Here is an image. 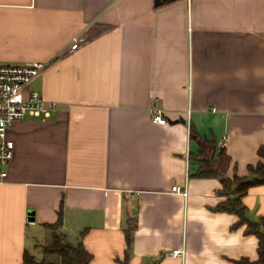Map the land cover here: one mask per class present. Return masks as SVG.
<instances>
[{"label":"crops","instance_id":"1","mask_svg":"<svg viewBox=\"0 0 264 264\" xmlns=\"http://www.w3.org/2000/svg\"><path fill=\"white\" fill-rule=\"evenodd\" d=\"M75 36L85 41L69 51ZM34 61L49 66L31 89L58 106L9 131L0 264L47 259L59 234L83 243L89 264L259 258V237L218 209L220 178L195 175L193 135L230 157V178L264 162V0H0V64ZM243 202L260 221L264 183Z\"/></svg>","mask_w":264,"mask_h":264},{"label":"trees","instance_id":"2","mask_svg":"<svg viewBox=\"0 0 264 264\" xmlns=\"http://www.w3.org/2000/svg\"><path fill=\"white\" fill-rule=\"evenodd\" d=\"M197 139L200 145V161L202 165L196 171L198 177H217L220 178L223 184V189L220 191L222 195L227 196V199L223 201L218 209L220 211H226L238 215L239 220L233 225V229L247 225L246 233L255 234L260 239L259 245V258L255 261H251L249 258L243 257L238 261L239 264H264V232L262 231V225H264V216L260 221H252L247 216V207L243 202V197L248 193L249 189L255 185L264 183V162H259L257 167H250L252 177H238L230 178L227 174V170L230 166L231 159L224 152L217 155V150L213 144L207 139L198 138L197 135H193ZM260 153L264 155V148L260 150ZM63 213L60 211L59 220L55 224L57 228L62 225ZM128 244H131L132 234H127ZM48 252L57 254L59 260L43 259L41 262L30 255L25 254L24 262L26 264H89L92 255L84 247L83 243L73 245L65 241L63 234L56 236V239L52 245L47 247Z\"/></svg>","mask_w":264,"mask_h":264},{"label":"built area","instance_id":"3","mask_svg":"<svg viewBox=\"0 0 264 264\" xmlns=\"http://www.w3.org/2000/svg\"><path fill=\"white\" fill-rule=\"evenodd\" d=\"M85 40L75 36L69 51L78 49ZM49 63L43 61L23 64H0V184L5 183L8 167L15 155V142L10 139L9 131L14 123L28 114L49 116L57 109L58 103L44 98L40 91L32 90V82L41 76ZM154 122L166 123L165 111L161 108L152 112ZM188 169H190L188 167ZM188 195L187 188L176 185L172 189ZM185 248L174 249L172 256L184 258Z\"/></svg>","mask_w":264,"mask_h":264},{"label":"rangeland","instance_id":"4","mask_svg":"<svg viewBox=\"0 0 264 264\" xmlns=\"http://www.w3.org/2000/svg\"><path fill=\"white\" fill-rule=\"evenodd\" d=\"M74 235V234H73ZM37 238H38V240H39V244L41 245V246H43L45 243H47L48 242V240H50L51 241V239H49V237H45V236H43V235H37ZM43 248V247H42ZM42 250V249H41ZM47 259H49V260H58V258H59V256L57 255V254H49L48 253V255H47V257H46Z\"/></svg>","mask_w":264,"mask_h":264},{"label":"water","instance_id":"5","mask_svg":"<svg viewBox=\"0 0 264 264\" xmlns=\"http://www.w3.org/2000/svg\"><path fill=\"white\" fill-rule=\"evenodd\" d=\"M168 1H171V0H168ZM167 2V0H156V5H161L162 3H165ZM175 122H183V123H186L187 122V119L185 118H179L177 119ZM192 169H198V165H191ZM32 215H33V212L31 211L30 212ZM35 218L33 216L30 217V220L33 221Z\"/></svg>","mask_w":264,"mask_h":264}]
</instances>
